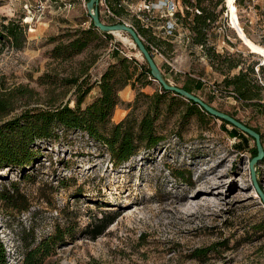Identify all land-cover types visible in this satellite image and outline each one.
<instances>
[{
    "label": "rangeland",
    "instance_id": "obj_1",
    "mask_svg": "<svg viewBox=\"0 0 264 264\" xmlns=\"http://www.w3.org/2000/svg\"><path fill=\"white\" fill-rule=\"evenodd\" d=\"M35 1L0 0V21L21 18L28 25L24 48L6 43L0 52L1 88L33 91L31 96L18 98L13 115L26 108L45 107L51 98L71 101L74 106V89L58 88L50 81L59 84L61 79L80 76L87 70L95 83L119 59L113 54L115 49H119L120 58L145 62L126 33H114L113 39L102 35L69 61L53 59L57 44L53 39L69 31L88 29L91 20L87 9L78 5L70 13L53 11L32 21L29 10ZM128 1L138 7L149 0ZM227 5L233 26L223 13L209 33L208 46L238 62L237 69L212 62L207 52L192 44H160L162 56L154 58L172 85L182 87L188 80L194 95L211 101L219 111L234 113L264 137V112L216 94L209 85L223 88L226 76L233 77L242 68L253 66L264 82V67H258L264 64V46L256 43L264 42V0H244L239 10L236 0H227ZM239 16L254 41L245 34ZM141 18L144 22L135 14L124 13V20L132 27L139 21L150 37L159 39L163 25L160 14L146 13ZM102 20L116 24L111 18ZM199 78L205 82L198 91L195 84ZM159 88L153 82L142 92L152 95ZM98 95L99 88L95 87L83 107ZM119 97L122 105L114 113V123L131 112L127 104L134 102L136 92L127 86ZM145 109L139 104L134 116L140 119ZM181 111L174 108L173 115L161 117L158 129L165 142L123 165H114L106 148L86 134L60 131L59 142L45 145L44 157L25 178L17 171L0 172V189L15 182L31 203L27 212H0V239L8 252L7 264H24L28 248L51 236L56 226L72 236L67 237L66 245L55 248L45 264H264V228L259 229L264 227V207L251 184V153L236 148L240 137L227 133L230 126L224 128L215 119H206L202 125L196 117L182 123ZM262 142L264 145V139ZM254 145L250 140L249 149ZM182 175H191V179H180ZM260 175L264 187V167ZM105 214L116 216L115 223L96 241L88 239L87 225ZM216 244V252L206 259L192 258L196 249Z\"/></svg>",
    "mask_w": 264,
    "mask_h": 264
},
{
    "label": "trees",
    "instance_id": "obj_2",
    "mask_svg": "<svg viewBox=\"0 0 264 264\" xmlns=\"http://www.w3.org/2000/svg\"><path fill=\"white\" fill-rule=\"evenodd\" d=\"M243 1L236 0L238 10ZM180 2L183 12H178L177 17L182 26L191 33L192 45L201 47L202 51L207 52L212 62L215 61L218 65H227L230 70L237 69L239 67L238 62L208 46L209 33L212 27L227 11L225 0H217L216 3L214 0H180ZM218 7H221L220 11H217ZM239 20L245 34L252 39L240 16ZM27 27L28 25L23 24L21 18H7L0 21V52L6 43L16 49L24 48L28 41ZM134 27L151 54L153 51L150 44H154L158 49L160 44L165 45L166 43L169 47L174 44L167 40L150 37L149 30L142 28L139 21ZM69 32L53 39L54 42H57L52 50L53 59L69 61L82 54L91 44L99 41L102 35L107 39H113L112 34L101 33L92 22L88 29H77ZM62 39L65 41H60ZM256 43L264 46L263 41ZM113 54L115 58L119 59L110 64L101 75L100 80L95 83H92L87 70L80 76L61 79L59 84L57 80L52 79L50 81L53 86L57 85L58 88L74 89V106H71V101L57 102L51 98L45 107L26 108L13 115L17 110L18 98L31 96L33 91L26 88L8 91L3 90L0 86V172L5 170L17 171L21 178H25L28 172L33 170L44 157L45 145H54L59 142L60 131H78L86 134L93 141L105 147L113 164L120 166L129 162L142 151L151 152L165 142L166 137L158 129L159 122L161 117L173 115L174 108H181L180 120L182 123L188 122L194 117L202 125L206 119L219 120L209 115L193 101H187L176 93L166 91L161 86L152 95L142 92L143 88L152 85L154 82L148 64L127 57L120 58L119 49H115ZM263 65H258L260 70L263 69ZM188 82L187 80L181 88L194 94V90L188 88ZM127 86H131L136 92L134 102L127 104V108L132 110L121 122L114 123L112 121L114 113L117 107L122 105L119 93ZM195 86L198 91L203 88L204 83L201 78L196 81ZM95 87L99 88V95L83 107ZM216 88L224 95L232 94L235 103L264 112V86L260 84L254 66L248 69L242 68L233 77L226 76L223 81V88L217 85ZM52 93L55 94V91ZM208 103L212 105L211 101ZM139 104L146 107L140 119L133 114V110ZM225 113L237 119L234 113ZM220 121L222 127H231L230 131H227L231 137H240V143L236 145L237 149L240 151L248 149L251 153V159L257 155L256 145L249 149V141L254 142L251 137L228 122ZM245 125L258 132L263 141L264 137L257 128L248 124ZM262 167H264V159L257 166L259 181L262 189H264L260 175ZM184 176L189 180L191 179V175H182L179 178L184 179ZM30 208L31 203L27 195L22 193L17 183L12 182L9 186L0 189V212L11 209L23 213L29 211ZM116 219V216L109 214L92 219L85 229V235L88 239L96 241L106 233ZM263 228L259 229L262 230ZM68 236L72 235H69L68 231L60 226H56L51 236L43 239L36 247L28 248L24 257V264H45L46 259L58 245H66ZM224 246L227 247L228 245ZM217 247L218 244L204 249H196L192 258L202 261L209 254L215 253ZM7 262L8 252L0 239V264H7Z\"/></svg>",
    "mask_w": 264,
    "mask_h": 264
},
{
    "label": "built area",
    "instance_id": "obj_3",
    "mask_svg": "<svg viewBox=\"0 0 264 264\" xmlns=\"http://www.w3.org/2000/svg\"><path fill=\"white\" fill-rule=\"evenodd\" d=\"M78 5L83 6L86 10L87 0H36L33 5H30L29 13L33 21L35 18H41L45 13H51L53 11L61 14L70 13L74 11ZM137 6L138 7H134L132 4H129L128 0H99L98 4L101 19L102 17L111 18L115 23L123 22L128 24L124 20V13L135 14L144 22L141 16H144L146 13L151 15L157 12L163 20L159 38L186 46L192 44L191 33L182 26L177 17V13L182 12L183 9L180 0H149L139 3ZM150 47L154 57L156 55L162 56V53L155 45L150 44ZM201 80L205 82L203 79ZM259 80L260 84L264 86V82L261 79ZM209 85L214 93L222 95L214 84ZM226 95H228V99L234 100L232 94L229 93Z\"/></svg>",
    "mask_w": 264,
    "mask_h": 264
},
{
    "label": "water",
    "instance_id": "obj_4",
    "mask_svg": "<svg viewBox=\"0 0 264 264\" xmlns=\"http://www.w3.org/2000/svg\"><path fill=\"white\" fill-rule=\"evenodd\" d=\"M98 4H99V0H89L86 5L87 13L94 27L102 33L114 34L115 32H119V33L128 34L129 37L134 42L135 47L139 50L140 55L142 56L144 61L148 64L149 69L151 71L152 80L154 82H157L163 89H165L168 92L176 93L177 95L181 96L187 101H193L200 108L206 111L209 115L216 117L219 120H224L228 122L229 124L233 125L238 130L242 131L244 134H246L247 136L251 137L254 140L256 149H257V155L249 161L250 178H251L252 187L254 191L256 192V194L258 195V198L262 206L264 207V189H262L261 187V184L258 178V173H257V166L264 159V145L262 142L261 135L255 130L246 126L244 123H242L238 119L232 117L231 115L225 112L219 111L212 105L205 102L200 97L184 90L181 87L172 85L165 78L164 74L162 73L161 69L156 63L155 58L146 48L144 40L139 35L138 31L131 25L125 24L123 22L112 24V25H109L103 22L100 17ZM225 4H226V9H227L226 19L233 26L231 16L228 17L229 9L227 5V0H225ZM235 32L239 35V31L236 28H235Z\"/></svg>",
    "mask_w": 264,
    "mask_h": 264
},
{
    "label": "bare ground",
    "instance_id": "obj_5",
    "mask_svg": "<svg viewBox=\"0 0 264 264\" xmlns=\"http://www.w3.org/2000/svg\"><path fill=\"white\" fill-rule=\"evenodd\" d=\"M228 23H229V21H228ZM115 34H120L119 32H115Z\"/></svg>",
    "mask_w": 264,
    "mask_h": 264
}]
</instances>
